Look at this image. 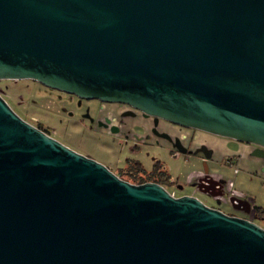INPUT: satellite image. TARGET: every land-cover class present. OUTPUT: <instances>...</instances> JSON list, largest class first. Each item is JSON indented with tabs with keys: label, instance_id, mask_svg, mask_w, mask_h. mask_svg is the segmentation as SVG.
Returning <instances> with one entry per match:
<instances>
[{
	"label": "water",
	"instance_id": "1",
	"mask_svg": "<svg viewBox=\"0 0 264 264\" xmlns=\"http://www.w3.org/2000/svg\"><path fill=\"white\" fill-rule=\"evenodd\" d=\"M1 80L264 148V0H0ZM0 264H264V228L121 179L0 95Z\"/></svg>",
	"mask_w": 264,
	"mask_h": 264
},
{
	"label": "rangeland",
	"instance_id": "2",
	"mask_svg": "<svg viewBox=\"0 0 264 264\" xmlns=\"http://www.w3.org/2000/svg\"><path fill=\"white\" fill-rule=\"evenodd\" d=\"M0 95L23 120L35 127L41 125L53 138L106 165L118 176L126 178L122 173L127 168L128 160L140 163L148 172L153 170L155 163H161L177 182L176 185L166 188L176 198L193 195L228 215L253 222H256L253 214L238 212L233 208L231 198H250L257 206H264V160H257V164H250V160H247L244 169H248L237 175L234 170L226 169L224 165L227 154L235 152L221 150L214 163H207V169L214 178L224 182L225 195L217 198L206 197L199 193V184L206 171V166L200 159L177 155L164 144L144 142L136 146L131 137L136 135L135 132H122L118 136L93 134L78 119L70 116L68 112L73 108L62 92L34 80H1ZM220 142L225 144V141ZM238 146L243 147L237 142L234 147L236 151ZM221 171L225 173L221 174ZM231 181L235 184L233 188L230 187ZM237 189L244 192L245 196L236 194ZM260 226L264 228L263 225Z\"/></svg>",
	"mask_w": 264,
	"mask_h": 264
},
{
	"label": "flooded vegetation",
	"instance_id": "3",
	"mask_svg": "<svg viewBox=\"0 0 264 264\" xmlns=\"http://www.w3.org/2000/svg\"><path fill=\"white\" fill-rule=\"evenodd\" d=\"M62 95H65V98L71 102L73 110L68 112L70 116L78 119V122L93 134L118 136L122 132H135L136 135L131 137L136 146L144 142H151L154 145L155 143L164 144L176 152L177 155L200 159L206 168L208 162L214 163L221 150L235 152V154H227L226 163L230 167H236L239 163L245 166L247 160H250L248 162L250 164H253V161L264 160V157L259 156L262 152L264 153V148L254 144L241 143L200 130L179 126L164 119L147 116L126 104L81 99L76 95L63 92ZM221 140L225 141V144H222ZM237 142L242 144L243 147L238 146L236 151L234 147H236ZM132 151H135V149H132ZM199 193L206 197H222L225 195L224 182L214 178L210 172L205 173L199 184ZM238 199L250 203V206L246 204L242 210H237L243 214L248 215L245 210L249 208L251 209L250 213H253L259 207L250 198ZM201 201L208 207L216 209L213 205L210 206L203 200Z\"/></svg>",
	"mask_w": 264,
	"mask_h": 264
},
{
	"label": "trees",
	"instance_id": "4",
	"mask_svg": "<svg viewBox=\"0 0 264 264\" xmlns=\"http://www.w3.org/2000/svg\"><path fill=\"white\" fill-rule=\"evenodd\" d=\"M38 128L51 136L50 132L41 125L38 126ZM122 175H124L126 178L119 176L121 179L136 185L157 183L165 188H168L177 184L173 177L164 169L161 163H155L153 170L148 172L142 167L140 163L129 160L127 163V168H125V171L122 173ZM138 175L140 176L138 177ZM252 214L254 216V221H256L257 224L264 226V206L257 207Z\"/></svg>",
	"mask_w": 264,
	"mask_h": 264
},
{
	"label": "crops",
	"instance_id": "5",
	"mask_svg": "<svg viewBox=\"0 0 264 264\" xmlns=\"http://www.w3.org/2000/svg\"><path fill=\"white\" fill-rule=\"evenodd\" d=\"M254 163H256L257 164V162L256 161H253V164ZM225 165V168L227 169V168H229V169H231V170H234V173H236L237 175H239L243 170H247L248 168H246V169H244V164H242V163H239L236 167H230V165L229 164H224ZM225 169V170H226ZM222 173H225V171H221V174ZM230 183H232V186H231V188H233V187H235V184H234V182L233 181H231ZM234 193V192H233ZM236 194H238V195H241V196H245L244 194V192H242L241 190H239V189H237L236 190ZM253 200V199H252Z\"/></svg>",
	"mask_w": 264,
	"mask_h": 264
},
{
	"label": "built area",
	"instance_id": "6",
	"mask_svg": "<svg viewBox=\"0 0 264 264\" xmlns=\"http://www.w3.org/2000/svg\"><path fill=\"white\" fill-rule=\"evenodd\" d=\"M232 186V183H230V187ZM174 197V196H173Z\"/></svg>",
	"mask_w": 264,
	"mask_h": 264
}]
</instances>
